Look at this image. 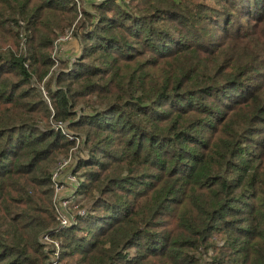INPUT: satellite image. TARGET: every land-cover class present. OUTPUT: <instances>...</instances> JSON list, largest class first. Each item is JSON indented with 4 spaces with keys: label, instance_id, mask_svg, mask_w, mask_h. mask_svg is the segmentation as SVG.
<instances>
[{
    "label": "trees",
    "instance_id": "obj_1",
    "mask_svg": "<svg viewBox=\"0 0 264 264\" xmlns=\"http://www.w3.org/2000/svg\"><path fill=\"white\" fill-rule=\"evenodd\" d=\"M45 237L61 264H264V0H0V264H49Z\"/></svg>",
    "mask_w": 264,
    "mask_h": 264
},
{
    "label": "built area",
    "instance_id": "obj_2",
    "mask_svg": "<svg viewBox=\"0 0 264 264\" xmlns=\"http://www.w3.org/2000/svg\"><path fill=\"white\" fill-rule=\"evenodd\" d=\"M94 3H99L102 0H87ZM69 38V35L65 36ZM61 39H64L63 37ZM60 39V40H61ZM57 128L59 130H65L62 125L58 124ZM67 131V130H65ZM73 165V159L71 157L61 159L54 167L51 180L53 183V201L56 208L63 213L68 209L69 206L75 203L77 197L75 196V191L79 186L80 180L77 176L73 175L71 168ZM69 191L67 194L63 192ZM69 221L67 217H62L60 220V227H67ZM43 243L51 247L52 253L50 254L49 264H61L58 262L59 258V244L45 237Z\"/></svg>",
    "mask_w": 264,
    "mask_h": 264
},
{
    "label": "rangeland",
    "instance_id": "obj_3",
    "mask_svg": "<svg viewBox=\"0 0 264 264\" xmlns=\"http://www.w3.org/2000/svg\"><path fill=\"white\" fill-rule=\"evenodd\" d=\"M64 39H61L60 42H58L57 46L59 47L58 48V51L56 52V55L59 57H63V55L66 53V52H70V51H74L75 49V43L71 41V38L67 39L65 37H63ZM69 191H66V192H63V194H67Z\"/></svg>",
    "mask_w": 264,
    "mask_h": 264
}]
</instances>
